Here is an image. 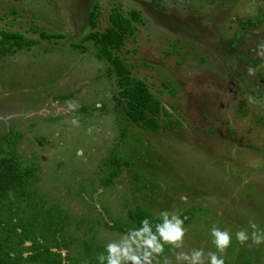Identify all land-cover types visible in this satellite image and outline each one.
Listing matches in <instances>:
<instances>
[{"label": "rangeland", "instance_id": "obj_1", "mask_svg": "<svg viewBox=\"0 0 264 264\" xmlns=\"http://www.w3.org/2000/svg\"><path fill=\"white\" fill-rule=\"evenodd\" d=\"M96 3L99 32L112 12L140 13L115 53L167 128L128 118L111 66L82 41ZM0 29L35 40L0 55V150L16 134L19 159L36 169L0 197L1 252L25 258L38 241L60 264H86L137 227L128 211L141 207L185 228L181 247L165 244L152 264L215 252L213 227L233 235L225 264H264V243L234 235L264 228V0H0ZM18 222L25 239L9 231Z\"/></svg>", "mask_w": 264, "mask_h": 264}, {"label": "trees", "instance_id": "obj_2", "mask_svg": "<svg viewBox=\"0 0 264 264\" xmlns=\"http://www.w3.org/2000/svg\"><path fill=\"white\" fill-rule=\"evenodd\" d=\"M97 3L93 5L88 15L91 32H89L82 41H91L96 47V56L109 63L111 70L115 73L119 87V95L126 100L125 113L128 118L140 128L154 132L162 128L156 116L160 113L161 107L158 100L149 90L147 84L140 78L131 74L130 68L122 61L117 53L124 45L126 35L134 31L132 23L142 22L140 13L133 10L128 17H124L119 12H112L108 16L109 25L103 32L97 31ZM43 38H59L60 35H48L41 33ZM34 39L26 38L22 33L0 29V55L15 52L17 49L29 47ZM109 68V67H108ZM4 140L8 142L6 150H0V197H5L8 191L19 193L28 183L29 178L35 173L36 169L28 162L21 161L14 148L16 134L7 135ZM2 152H6L2 155ZM128 214L134 218L137 227L140 222L148 218L153 224L161 222L159 217H154L151 213L146 212L141 207L129 210ZM9 231L17 233V227L21 228L19 236L22 239L27 238L26 228L20 222L11 224ZM44 238V237H42ZM32 252L25 258L22 255L18 257L11 256L9 252L0 251V264H19L26 260L30 262H44L45 264H60L56 253H51L47 244L33 241ZM100 251V250H99ZM100 253H98L99 255ZM86 264H97V259H93Z\"/></svg>", "mask_w": 264, "mask_h": 264}, {"label": "clouds", "instance_id": "obj_3", "mask_svg": "<svg viewBox=\"0 0 264 264\" xmlns=\"http://www.w3.org/2000/svg\"><path fill=\"white\" fill-rule=\"evenodd\" d=\"M260 47H264L261 45ZM69 104V108H73ZM73 125L77 124L76 120L72 121ZM90 131V130H89ZM78 157L84 155L83 149L76 152ZM181 200H186V196H181ZM161 222L153 224L148 218L140 222L139 227L131 228L126 234H123L119 240L106 244L105 251L97 257V264H152L154 254H160L164 250L165 244L174 248L181 247L185 228L183 220L176 213L163 211L160 213ZM248 229L241 228L234 233L236 241L244 244L251 240L253 244L259 245L264 243V228H261L254 222H250ZM211 243L216 251H209L205 254L203 249L193 250L190 254L181 252L176 255V261L186 262V264H225L223 253L232 242V233L225 229L213 227L210 232ZM106 253V254H105ZM164 264H170L165 258Z\"/></svg>", "mask_w": 264, "mask_h": 264}]
</instances>
